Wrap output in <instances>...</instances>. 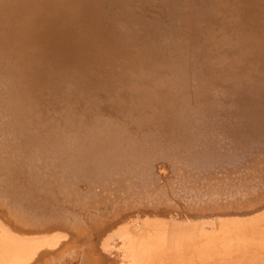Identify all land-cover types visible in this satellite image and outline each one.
<instances>
[{
    "label": "bare ground",
    "instance_id": "6f19581e",
    "mask_svg": "<svg viewBox=\"0 0 264 264\" xmlns=\"http://www.w3.org/2000/svg\"><path fill=\"white\" fill-rule=\"evenodd\" d=\"M0 264H264V0H0Z\"/></svg>",
    "mask_w": 264,
    "mask_h": 264
},
{
    "label": "rangeland",
    "instance_id": "374dc122",
    "mask_svg": "<svg viewBox=\"0 0 264 264\" xmlns=\"http://www.w3.org/2000/svg\"><path fill=\"white\" fill-rule=\"evenodd\" d=\"M144 2H145V1H144ZM231 25H233V24H231ZM226 33H230V32H226ZM213 56H216L215 53H213Z\"/></svg>",
    "mask_w": 264,
    "mask_h": 264
}]
</instances>
